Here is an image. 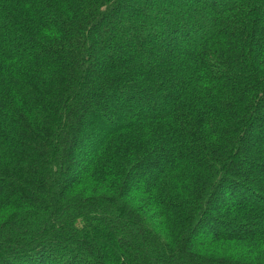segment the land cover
Returning <instances> with one entry per match:
<instances>
[{
  "label": "trees",
  "instance_id": "trees-1",
  "mask_svg": "<svg viewBox=\"0 0 264 264\" xmlns=\"http://www.w3.org/2000/svg\"><path fill=\"white\" fill-rule=\"evenodd\" d=\"M0 264H264V0H0Z\"/></svg>",
  "mask_w": 264,
  "mask_h": 264
}]
</instances>
